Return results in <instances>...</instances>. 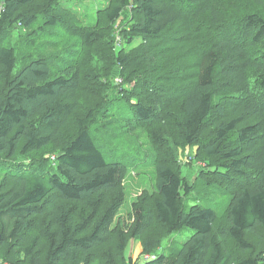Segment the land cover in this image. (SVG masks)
<instances>
[{
  "label": "trees",
  "instance_id": "16d2710c",
  "mask_svg": "<svg viewBox=\"0 0 264 264\" xmlns=\"http://www.w3.org/2000/svg\"><path fill=\"white\" fill-rule=\"evenodd\" d=\"M253 4L264 0H108L87 25L65 0H0V264L21 254L25 264H95L106 246L115 264H132L130 240L148 255L185 226L195 232L181 248L145 264H264V247L250 241L260 236L264 246V14ZM127 8L119 47L116 22ZM17 26L28 36L59 26L79 40L61 49L41 40L38 53L28 40L26 65L13 74L19 50L6 41ZM136 38L144 42L126 52ZM96 59L118 62L134 87H104ZM122 136L133 141L132 168L157 174L127 232L115 220L130 168L102 147ZM143 139L147 159L136 145ZM192 148L186 163H202L193 183L180 158ZM197 186L230 195L221 222L212 206L185 210ZM231 242L251 253L234 257Z\"/></svg>",
  "mask_w": 264,
  "mask_h": 264
},
{
  "label": "rangeland",
  "instance_id": "374dc122",
  "mask_svg": "<svg viewBox=\"0 0 264 264\" xmlns=\"http://www.w3.org/2000/svg\"><path fill=\"white\" fill-rule=\"evenodd\" d=\"M108 4V0H65V5L78 10V13L80 14L81 19L85 22L87 25H93L96 22V12L99 8H105ZM133 8V5H132ZM132 8H127L121 18L116 22V44L117 46L121 47L122 45V28L125 25V15H133L131 10ZM251 9L256 12H260L264 14V4L259 6L256 4H253L251 6ZM138 17H142L140 15H137ZM43 23V20L40 18L30 29H37L39 26ZM31 30H27L26 27H20L17 26V28H14L10 30L7 33V38L8 40L6 41L8 44H12V46H16L19 50V57L17 56V62L13 71V74H17L23 66L26 65V59L21 55V53L28 52L27 48L28 46L26 45V42L28 40H37V47L33 50L34 53H38L41 45V40H54L58 39L60 40V43L58 45V48H62L63 44L69 45V47L73 48L75 47L73 45V41L79 40L75 36H68L66 35L62 29L58 27H49L45 32L41 34V36H36L32 34V36H28V33ZM64 33V34H63ZM144 40L142 38H136L131 45H129L126 48V52H128L130 49H134L138 47L141 43H143ZM22 48V49H21ZM54 51H57L55 48L52 47H46L44 49L45 53H53ZM62 56L65 55V52L59 50L58 52ZM145 51H140L138 54H144ZM142 62V61H141ZM96 65L98 67L102 68L101 71V78L100 82L101 84L106 87L109 90H114L115 91V84L120 88L121 86L125 84H131L130 88H133L134 82L127 83L124 80V77L121 73V69L118 68V62H110L109 60L104 61V63L98 62V59L95 61ZM108 63V64H107ZM140 62L137 63L131 62V66L138 67L141 69V67L146 68L144 64L141 65L140 67ZM95 66V65H94ZM96 67V66H95ZM126 69V68H125ZM138 79L135 78V81ZM136 84V82H135ZM118 122V121H117ZM118 125L121 127V122H118ZM111 132H114V129L111 130ZM121 133V132H120ZM119 133V134H120ZM126 136H122L118 138L120 142L116 141H107L102 144L103 147V152L109 162H122L129 166V174H127V177L124 180V187H125V202L121 208V213L120 216L115 220V226L121 225L122 230L127 232V223L132 221L131 218V213H132V208L134 202L137 203H142L146 204L148 203V197L144 196L149 195V194H155V182H156V177L157 174L155 172V169L153 167L148 166L146 169L143 168L139 171L137 168H132L134 166L133 162V154H130L131 152V145H132V139H126ZM140 140H137L136 145L137 147L140 146L141 150V156L142 158H149L150 155H148V150H147V139L144 141V139L139 143ZM196 148L188 149L187 151H183L181 153V161L183 164V174L185 176H188V179L190 180L191 183H193V179L195 178L194 176L197 173V170L200 169V165L202 163L198 164H192L188 165L186 162L187 158V152H194ZM47 157H50L51 160L55 159V156L53 153H45L43 154L42 158L46 159ZM9 164H7L8 166ZM6 165L3 166V168L7 167ZM139 166H142V162L139 163ZM54 172L57 171V166L54 164L50 168ZM145 169V170H144ZM144 170V171H143ZM140 198V201H137ZM230 202V195L227 193H219V194H209L208 187H203V186H197L196 188H192L191 191L185 196V210H188L191 205L193 204H202L205 206H212L214 207L217 212L219 213L218 219L221 220L223 219V216L225 214L224 210L228 206ZM43 225L40 224L39 222V230L43 232ZM157 230V226L154 229V232ZM194 229L190 227H183L177 232H174L170 238H167L163 241L161 246H158L153 253L145 255L143 254V248L140 240L133 241L130 240L128 242V247L126 251V256L127 258L132 259V264H145L146 260H150L152 258H156L157 256L164 254L166 256L172 255L171 253L176 252L179 248L182 247V245L189 239V237L194 233ZM258 233L261 235H264V231L261 229L258 230ZM260 237V236H259ZM259 237L254 236L253 238L250 237V241L253 242L257 248L258 247H264L263 244L260 242L259 244ZM228 248L232 251V254L234 257L237 258H242L245 257L247 254L249 255L250 253H245L242 254L238 250H236L234 243H225ZM109 246L104 247L103 249H99L96 254V261L95 264H106L108 262H111L115 264V261L117 260L115 258V250H110ZM259 249V248H258ZM1 257V256H0ZM22 254L18 256L19 261L18 264H25L24 261H21L23 259ZM21 259V260H20ZM5 261V260H4ZM1 262V259H0ZM6 264H12L11 262L6 261ZM122 264V263H121Z\"/></svg>",
  "mask_w": 264,
  "mask_h": 264
},
{
  "label": "built area",
  "instance_id": "2783aa9c",
  "mask_svg": "<svg viewBox=\"0 0 264 264\" xmlns=\"http://www.w3.org/2000/svg\"><path fill=\"white\" fill-rule=\"evenodd\" d=\"M3 9V6L2 5H0V13H1V10ZM1 16V15H0Z\"/></svg>",
  "mask_w": 264,
  "mask_h": 264
}]
</instances>
